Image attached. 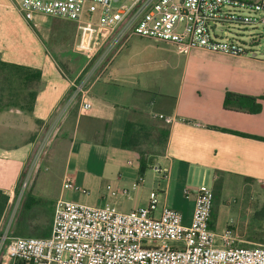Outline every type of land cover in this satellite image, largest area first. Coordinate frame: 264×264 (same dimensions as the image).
<instances>
[{
	"label": "built area",
	"instance_id": "1",
	"mask_svg": "<svg viewBox=\"0 0 264 264\" xmlns=\"http://www.w3.org/2000/svg\"><path fill=\"white\" fill-rule=\"evenodd\" d=\"M10 2L26 22L40 15L76 24L75 48L86 63L70 82L68 103L79 102L81 110L91 107L87 98L90 83L105 71L131 37L231 57H256L255 37H248L247 43L240 32L224 37L223 28L264 29V0ZM63 113L61 109L59 115ZM155 116L167 125L180 121L171 116ZM151 168L161 172L157 165ZM261 184L264 186V181ZM22 186H26V181ZM62 190L87 194L68 177L63 178ZM212 207L213 190L204 184L196 188L189 225H184L182 215L169 206L158 208L157 191L149 193L146 206L129 212L111 205L91 207L59 198L53 206L50 234L39 238L12 235L10 225L16 212L13 207L10 223L0 229V264H264V243L238 246L231 229L225 228L221 233L211 229Z\"/></svg>",
	"mask_w": 264,
	"mask_h": 264
},
{
	"label": "crops",
	"instance_id": "2",
	"mask_svg": "<svg viewBox=\"0 0 264 264\" xmlns=\"http://www.w3.org/2000/svg\"><path fill=\"white\" fill-rule=\"evenodd\" d=\"M31 23L26 22L15 11L9 0H0V60L41 72L37 97L31 113L18 109L0 111V191L7 195L9 200L17 193L25 164L32 154L35 133L52 117L58 116L61 109H64L62 122L71 121L73 124L72 138L83 123L82 136L91 139L92 143L101 149L108 143L114 126L117 131L118 129L121 131L122 137L127 122L142 126L146 136L151 131L167 129L165 146H161L159 151L155 150L154 154H145L144 157L149 161L146 165L151 170L153 165L161 169V172L157 173L165 182L164 188H160L158 192L159 206L166 205L178 211L182 215L184 225L190 223L197 188L189 183L188 179L191 177L199 174L211 177L212 190L220 187V192L217 193L225 195L229 189H248L253 183L261 184L264 181V100H259L261 108L255 114L223 108L226 91L253 97H264V94L251 87L244 90L238 86L220 92L215 90L196 92L195 95L174 97L162 94L156 100L149 101L144 99L143 95L133 93L131 89L116 94L106 92L93 94V89L112 65V61L88 87L90 109L81 110L79 102L68 103L70 82L76 76L70 77L63 73L59 63L47 48L46 40L49 37L46 35L49 34L38 35L32 30ZM57 34L59 35L58 32ZM169 99H172V104L166 108ZM155 115L171 116L180 121L167 125ZM158 136L157 132L153 137L158 139ZM150 138L147 137L146 144L152 143ZM130 152L139 157L135 150ZM132 161L133 158L128 156L125 167L112 166V172L115 174L114 180L111 181L113 187H106L110 191V198L103 206L111 205L117 209V206L121 207L123 200L134 199L128 192L144 183L146 165L142 166L140 163L134 165ZM141 168L144 169L143 172H140ZM64 177L70 178L75 184L72 174L64 172ZM139 178L142 179L141 182H138ZM62 191L64 190L61 185L60 193ZM59 198L61 194L55 199ZM137 198V203L128 207L129 211L147 205L148 197L145 198L143 195L142 186L139 187ZM223 200L221 199V204L226 201ZM221 204L218 209L222 207ZM259 205L260 203H256L255 206ZM258 208L260 211L264 210V204L261 203ZM48 212L50 221L47 226H51L53 208L50 207ZM47 226L38 228L28 220L25 231L44 234L48 232ZM223 230L218 232L221 233ZM240 241L238 239V242Z\"/></svg>",
	"mask_w": 264,
	"mask_h": 264
},
{
	"label": "rangeland",
	"instance_id": "3",
	"mask_svg": "<svg viewBox=\"0 0 264 264\" xmlns=\"http://www.w3.org/2000/svg\"><path fill=\"white\" fill-rule=\"evenodd\" d=\"M31 22L35 33L49 34L46 35L49 37L46 40L47 48L59 63L63 73L70 77L78 75L84 68L86 59L75 48L78 37L76 24L40 15L33 16ZM56 29H63L64 35L55 33ZM223 30L224 37H231L238 32L243 33L241 37L246 43L248 37H255L258 40L253 46V50L257 52L256 57L228 58L189 50L181 45L131 37L127 46L115 56L112 65L102 75L92 93L116 94L131 89L133 93L141 94L149 101L156 100L162 94L176 97L210 90L220 92L238 86L244 90L251 87L264 94V63L259 62L264 61L263 27L236 26L229 29L224 27ZM171 104L172 99H169L166 108ZM150 108L154 109L153 106ZM62 120V115L52 117L35 133L32 154L18 183V195L7 205L0 220V229L10 223L12 209L16 207L15 219L10 225L11 233L14 231L23 203L28 198H37L43 203L33 206L27 217L38 228L48 225L50 221L48 209L53 208L55 198L59 194L66 201L92 207L103 206L110 198V191L106 187H113L111 181L114 180L115 174L112 172V166L125 167L128 156L133 158L134 165L140 163L137 154H131L132 149L121 148V131L119 129L117 131L115 126L110 132L105 149H101L95 146L91 139L82 136L83 123L72 138V122L66 121L68 122L66 124ZM156 131L149 132V135L142 139L143 144L139 148L144 151V155H151L160 150L158 139L153 137ZM147 137H152L149 139L152 143L146 144ZM106 156L107 159L103 162ZM64 172L72 174L75 187L85 190L88 194L83 195L75 190H64L60 193ZM24 181L26 186L23 188ZM188 181L195 188L201 184L212 186L211 177L203 174L193 176ZM164 184L159 174L146 165L144 183L140 185L145 198L151 191L160 192ZM140 186L129 190L128 193L133 195L134 199L123 200L121 207L117 206L118 210L129 212L128 207L138 201ZM217 191L220 192V187H217ZM221 199L226 201L221 204ZM214 202V213L210 219L214 232L219 233L218 231L225 228L231 229L237 239L241 240L236 242L238 246L256 247L264 243V210L260 211L258 208L261 203L264 204L262 184L253 183L248 189H229L226 195L216 193ZM256 203L260 205L256 207ZM220 204L222 207L218 209ZM179 210L182 211V208Z\"/></svg>",
	"mask_w": 264,
	"mask_h": 264
},
{
	"label": "trees",
	"instance_id": "4",
	"mask_svg": "<svg viewBox=\"0 0 264 264\" xmlns=\"http://www.w3.org/2000/svg\"><path fill=\"white\" fill-rule=\"evenodd\" d=\"M64 35L63 29H56L55 33ZM41 72L39 70L9 63L0 60V111L3 109H18L20 111L31 113L33 110L34 102L37 97V86L40 82ZM259 100H264V97H253L235 94L229 91L224 93L223 108L229 111L246 112L255 114L260 111ZM158 143L164 147L167 138V129H158ZM146 131L140 125L127 122L124 125L121 148L135 150L139 154L140 165L145 166L147 159L144 157V151L139 147L142 146V139L145 138ZM239 134V133H237ZM243 135V134H239ZM246 136V135H245ZM217 188L213 189V207L211 210V218L214 213V200ZM8 196L0 191V220L7 207ZM43 205L40 199L28 198L23 203L21 214L16 223V227L12 234L19 237H45L50 233L51 226H47L48 232L44 234H37L25 231L28 221V213L35 205ZM50 215V212H47ZM14 264H25L22 261H16Z\"/></svg>",
	"mask_w": 264,
	"mask_h": 264
},
{
	"label": "water",
	"instance_id": "5",
	"mask_svg": "<svg viewBox=\"0 0 264 264\" xmlns=\"http://www.w3.org/2000/svg\"><path fill=\"white\" fill-rule=\"evenodd\" d=\"M143 171H144V169H143V168H141L140 172H143Z\"/></svg>",
	"mask_w": 264,
	"mask_h": 264
}]
</instances>
